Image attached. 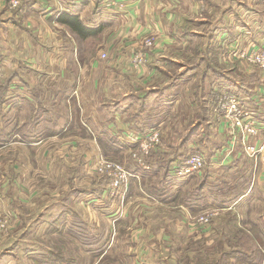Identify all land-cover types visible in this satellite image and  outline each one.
Wrapping results in <instances>:
<instances>
[{
    "label": "crops",
    "instance_id": "0c3cea01",
    "mask_svg": "<svg viewBox=\"0 0 264 264\" xmlns=\"http://www.w3.org/2000/svg\"><path fill=\"white\" fill-rule=\"evenodd\" d=\"M99 2L21 0L19 8L12 10L8 8L7 0H0V63L5 67L0 91V123H5L8 130L2 132L0 127V141L9 138L15 142L21 136L31 141L36 139L27 144L37 146L46 138L71 136L99 140L100 137L111 141L110 150L113 152L120 151L119 147L128 150L134 147L130 144L134 141L126 140L127 133L149 132L158 128L160 131L164 122L162 109H174L181 91L191 89L194 101L190 107H205L206 110L202 112L201 109V117H192L190 127H186L188 130L179 128L174 131V125L181 127L180 120L163 129L167 136L181 133L179 141L185 140L179 152L170 158L166 172L177 167L179 154L194 151L205 158L209 150L205 166L220 165L225 170L241 168L239 157L244 156L245 146L264 144V73L243 61L229 59V48L223 59L221 50L224 42L232 46L229 52L235 50L236 53L263 43L264 0H117L110 5L105 1L103 4ZM200 2L206 5L202 16H209L212 9H218L219 16L215 18L219 20L218 31L212 28L215 20L211 26L208 21L206 26V19L205 22L200 19ZM60 13L78 16L85 27L98 29L97 33L84 39L78 37L57 20ZM188 26L200 31L203 37L200 42L204 41L209 46L216 60L201 53L199 63L192 68L183 69L179 65L175 50L182 42L194 39V34L188 38L184 36V28ZM217 36L220 39L214 43L213 38ZM96 37L101 38V42L98 43ZM148 37L153 45L144 48L142 42ZM94 40L93 51H85V46ZM41 46L46 48V52L40 51ZM142 49L145 50L146 61L140 68H133L130 57ZM101 53H106L107 57L101 58ZM40 55L45 57L46 63L38 66L33 60ZM201 68L200 85H192L186 90L195 79V69ZM170 69L176 72L172 73ZM44 89L54 94L50 102L33 96ZM66 92H73L77 99L73 96L68 99ZM223 92L237 94L253 112L258 123L255 136L232 140L217 122L214 103ZM69 100L74 106L73 117L61 111ZM52 105L58 106V113ZM87 107L95 110L94 117L87 118ZM6 112L7 117L3 119ZM192 129L195 131L193 135ZM206 135L212 143L217 140L215 147L211 148V144L204 140ZM162 146L157 149H162ZM98 147L99 143L97 152ZM73 149L77 151L79 148ZM215 151L224 154V158L213 155ZM153 152H150L152 156ZM159 157L157 150L152 159L158 160ZM254 158L259 173L255 187L259 188L256 191L264 199V148ZM217 159L223 162H217ZM158 164L153 163L155 173L166 168V164L163 167ZM144 181L146 179L140 174L139 177L134 173L128 175L124 192L129 191L123 198L121 195L110 196L103 191L101 184V188L89 185L81 189L80 195L78 190L74 193L68 190L60 199L49 200L41 215L45 221L41 235L49 239L39 240L42 244L36 243L37 238L30 240L33 246L28 262L43 261L46 264L55 251L60 257L54 264H159L156 262L159 258L152 262V256L146 253L156 246L146 237L156 238L161 250L164 245L170 247L172 242L151 226L150 219L156 220L155 213H164L160 207L152 213L153 210L149 211L147 207L134 206L136 201L142 203L152 198L151 194L143 191ZM136 193L140 198L133 199ZM12 212L15 213L14 210ZM176 216L185 218L182 214ZM13 217L18 218L16 213ZM161 219L165 218L161 216ZM47 222L54 224L48 227ZM176 257L175 252L170 255L174 264ZM159 260L167 264L162 258ZM177 264H181L179 259Z\"/></svg>",
    "mask_w": 264,
    "mask_h": 264
},
{
    "label": "rangeland",
    "instance_id": "374dc122",
    "mask_svg": "<svg viewBox=\"0 0 264 264\" xmlns=\"http://www.w3.org/2000/svg\"><path fill=\"white\" fill-rule=\"evenodd\" d=\"M98 1L103 4L104 0ZM205 6V2H200L198 13L203 22L206 19V26L208 21L211 26L213 20L216 17L218 19L219 12L218 9H212L209 16H202ZM38 22L41 21L38 20ZM218 23L219 20H215V25L212 27L213 31L219 30ZM193 27H185L184 36L188 38L190 34H194V39L189 42H182L175 50L178 52L175 58L178 59V63L183 66V69H187L189 66L192 68L193 65L198 64L201 53H206L214 58L213 52L208 48L209 46L204 41L200 42L203 40L200 31ZM96 38L98 43L101 42V38ZM219 39L220 36L213 38L214 43ZM94 44H96L95 40L88 43L85 46V51H93ZM228 48L230 51L232 46L229 47L228 43L224 42L221 50L223 59H225ZM40 51L46 52V48L41 46ZM229 51L227 55L229 59L231 57V59L254 66L245 59H241L235 50ZM211 56L210 60L213 62ZM234 60L230 61L233 62ZM33 61L37 62L38 66L46 63L45 57L41 55L35 57ZM169 71L176 72L175 69ZM204 72L206 71L204 70ZM202 73L203 68L195 69V79L193 83L192 81L189 83L190 87H187L186 90L192 85H200ZM31 80L35 79L31 78ZM190 90L181 91L179 103L174 109L169 107L162 109L161 114L164 117L162 129L160 131L159 128L154 129L158 134V140L153 144L152 151L150 150L148 153H144L140 149L138 142L131 143L130 141L134 147H130L128 150L119 147L120 151L113 152L110 150L111 141L108 138L101 139L100 137H98L99 140L89 137H53L44 139L37 146L27 144L36 139L31 141L21 136L15 142L10 141L9 138L0 141V264H44L43 261L35 263L28 261L32 256L30 249L33 246L30 240L37 238L38 240L35 242L42 244L39 240L49 239L41 235V231L45 228V221L42 220L41 215L44 213L43 209L46 203L49 200L60 199L68 190L71 193L78 190L80 195L81 189H85L89 185L101 188V184L103 191H107L110 196L121 195L120 197L123 198L129 189L127 192L120 189L111 192L108 189L114 182V178L111 176L118 174V168L125 169L128 175L134 173L135 177H139L140 174L142 178L146 179L142 184L143 191L151 194L152 198L148 199L147 197L146 202L136 203L138 202L136 201L135 204L132 203L135 207H147V210H153L152 213L158 211L157 207H160L164 212L155 213L156 220L150 219L151 226L161 232L164 237L171 239L172 244L170 247L163 244L161 250L158 248L156 238L149 239L146 237L150 243L156 245L152 247V250L146 251L148 256H152V262L156 258H162L167 261V264H174L170 261V255L175 252L177 254L176 264L178 259L181 264H264V199L263 195L256 191L259 188L255 187L256 177L259 176L255 155L243 151L244 156L239 157L242 166L239 169L225 170L220 168V165L211 166V168L204 165L205 167L203 166L199 172L184 173L185 170L182 167L189 156L194 153L191 151L188 154H179L181 155L179 163L177 167L172 168L175 169L174 172H171L170 169L167 172L155 173L152 169L153 163L169 161L177 151L179 152L181 145L185 144V140L179 141L178 139L181 138V133L167 136L163 129L168 128L169 123L180 120L182 121L181 127L174 125V131L179 128L188 130L186 127H190L192 117L199 118L203 115L202 112L206 110L203 107L201 112V109L190 107L194 101ZM66 93H68V99L72 96L77 99L73 92ZM51 95H54L53 92L44 89L36 92L33 96L50 102ZM55 97L53 99H57ZM84 102L88 103L86 100ZM48 106L50 108V104ZM52 109L57 113L59 112L58 106L52 105ZM87 109V118L94 117L95 110L88 107ZM61 111L73 117L71 115L74 114L72 100H69L66 107L62 108ZM104 111L106 110L104 109ZM7 114L8 112L4 113L2 118L7 117ZM83 124L87 125L86 123ZM205 125L208 126V124ZM1 126L2 132L8 131L5 123H0ZM220 126L222 127L221 124ZM204 131L203 129L201 133L203 134ZM191 132L193 135L195 131L193 132L192 129ZM204 140L211 144V148L216 146L217 140L213 143L210 142L208 135L204 137ZM98 143L97 152L96 145ZM161 146L162 149H157ZM76 147L79 148L77 151L73 149ZM154 150L156 154L153 152ZM157 150H159L160 157L157 158L158 160H153L152 157L157 155ZM150 152H153V156ZM209 152L210 150L205 155L206 160L210 155ZM215 154H217L216 157L224 158V154L220 155L216 151L213 152V155ZM139 158L144 160L141 166L143 170H140ZM164 158L166 159L163 160ZM217 162L223 161L217 159ZM172 166L170 165V167ZM126 167L131 168V170ZM137 167L140 169L138 170ZM95 191L100 192V190ZM131 193L133 194V192ZM138 193L133 199L139 197ZM100 201L104 203L103 200ZM12 210L15 211L18 218L14 219L15 213L13 214ZM93 210L95 212L94 208ZM211 210H218V214L210 223L204 225L196 221L201 215ZM119 213H121L120 210ZM179 214L184 215L185 218L176 216ZM161 216L165 219H161ZM33 223L35 226H32ZM47 223L48 227H52L54 224ZM35 231L37 234L33 235ZM230 243L237 244V246L234 248V246H230ZM186 252L188 255L185 256ZM58 257L60 256L54 251L48 257L49 261L46 264H54ZM159 259L156 262L162 264ZM14 261L16 263H13Z\"/></svg>",
    "mask_w": 264,
    "mask_h": 264
},
{
    "label": "built area",
    "instance_id": "2783aa9c",
    "mask_svg": "<svg viewBox=\"0 0 264 264\" xmlns=\"http://www.w3.org/2000/svg\"><path fill=\"white\" fill-rule=\"evenodd\" d=\"M105 3L111 4L117 2V0H104ZM103 1V2H104ZM21 0H7V6L10 9L19 8ZM144 48H149L153 45V41L150 37L145 38L142 42ZM237 55L241 59H245L248 63L253 64L262 73H264V41L262 44L254 45L253 47L240 50ZM102 58H106L107 54L102 53ZM146 61L145 50H139L132 54L130 57V65L133 68H139L144 65ZM4 65L0 63V91L2 80L4 77ZM214 114L216 120L222 125L225 132L230 136L232 140H245L248 137H253L258 131V123L256 122L253 112L245 106L244 100L235 93L223 92L218 95L214 103ZM129 140L138 142L140 149L144 153H148L153 147V144L158 140V134L153 129L149 132H136L132 131L127 133ZM264 148V144L260 146L247 145L245 146L246 153L250 155L257 156ZM229 155V153H227ZM144 157V156H142ZM144 160L139 158L138 163L140 166L143 165ZM146 163V162H145ZM205 165V158L201 153L194 152L186 160L184 168V173L199 172L201 168ZM175 169H171L174 172ZM114 178V182L109 186L108 189L111 192L120 190L125 191V184L127 182L128 173L123 168H118V174L111 176ZM218 214V210H211L201 215L196 221L200 224H208L212 219Z\"/></svg>",
    "mask_w": 264,
    "mask_h": 264
},
{
    "label": "trees",
    "instance_id": "16d2710c",
    "mask_svg": "<svg viewBox=\"0 0 264 264\" xmlns=\"http://www.w3.org/2000/svg\"><path fill=\"white\" fill-rule=\"evenodd\" d=\"M57 20L60 23H62L65 26H67L69 28V30H71L75 35H77L78 37L83 38V39L85 37H88L89 35L96 34L97 31H98V29L97 30L96 29H89V28L85 27L81 23V21L79 20L78 16L71 15V14H68V13H60L57 16ZM169 162H170V159H169V161L159 163L157 166H159L161 164V167H163L166 164V168H165V170H163L164 172H166ZM139 169L140 168H138V170ZM140 170H142V169H140ZM133 171H135L134 168H133ZM251 244H253V243L251 242ZM230 246H234V248H235V246H237V244L230 243ZM225 255H227V254L225 253Z\"/></svg>",
    "mask_w": 264,
    "mask_h": 264
}]
</instances>
